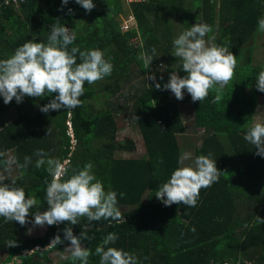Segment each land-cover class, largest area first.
I'll return each mask as SVG.
<instances>
[{"label": "trees", "instance_id": "trees-1", "mask_svg": "<svg viewBox=\"0 0 264 264\" xmlns=\"http://www.w3.org/2000/svg\"><path fill=\"white\" fill-rule=\"evenodd\" d=\"M7 1L0 0V60L10 58L26 42L47 44L50 27L59 23L75 32L69 51L73 47L99 49L113 71L94 84L85 83L81 106L71 110L40 111L56 94L24 97L19 104L13 99L7 105L0 97V119L11 108L16 111L15 118L0 127L3 183L15 181L26 198H36L30 214L44 212L48 209L45 181L50 182L51 176L46 164L35 167L36 151L42 149L46 159L69 160L64 179L91 163L92 174L105 192L117 193V207L125 222L80 218L77 225H45L41 227L44 234H37L39 226L22 227L0 217V264H13V256H23L22 264H80L71 255L60 263L51 261V253H64L70 246L64 240L66 227H72L75 236L81 235L82 247L91 250L88 264H100L95 249L109 233L118 239L105 249H122L136 256L138 264H264V157L256 155L257 149L244 139L264 99L256 88L264 60L253 62L256 42L263 33L257 29L258 20L264 18V0H148L132 6L137 27L128 32L121 29L122 0H93L95 8L90 13L75 0H69L62 11L58 10L62 0H28L18 7L6 5ZM69 9L72 15L67 14ZM179 17L185 30L196 23L211 26L212 32L204 39L215 35L213 43L236 57L235 75L221 92L219 103L212 102L218 86L195 103L186 90L184 99L178 101L170 91L155 88V83L163 88L172 72L181 78L186 75L180 59L173 56ZM138 37L144 47L137 43ZM141 53L153 57L148 69L139 59ZM147 73L156 76L155 83L145 79ZM187 104L192 106L193 127L206 132L196 145L187 136L181 107ZM128 125L141 134L145 157L117 156L120 151H136L132 139L118 141L119 131ZM190 148L194 156L181 164V156ZM199 155L216 162L219 181L200 190L195 207L165 206L155 197L156 190L177 168L187 162L194 167ZM25 157L31 158V164L26 169L18 167ZM10 158L15 163L6 171ZM27 219L32 221L33 216ZM57 234L64 242L44 251ZM8 241L18 246L7 251Z\"/></svg>", "mask_w": 264, "mask_h": 264}, {"label": "clouds", "instance_id": "clouds-1", "mask_svg": "<svg viewBox=\"0 0 264 264\" xmlns=\"http://www.w3.org/2000/svg\"><path fill=\"white\" fill-rule=\"evenodd\" d=\"M26 2L28 0H8L5 4L20 6ZM68 3L69 0H62L61 8L58 10L62 11ZM75 3L88 13L95 8L93 0H75ZM67 14L72 15V9H69ZM257 30L264 32V18L258 20ZM210 32L211 26L196 23L173 40V56L180 59L182 70L186 73L182 78L172 72L163 88L160 83H155L154 74L145 79L153 81L157 90L170 91L178 101L184 99L186 90L193 103L205 100L209 91L218 86L212 102L219 103L222 100L221 92L235 75L236 57L228 48L206 42L204 37ZM75 39L72 30L57 23L50 27L47 44L26 42L18 47L10 58L0 60V97H3L4 104H9L13 99L19 104L24 97L41 98L56 94L48 104L40 108L42 113L60 109L71 110L81 106L80 97L84 95L85 83L91 85L110 76L113 65L104 59V54L99 49L81 51L79 47H73L69 51L68 46L73 44ZM211 39L214 40V37ZM152 53L155 54V48L152 49ZM139 59L144 61L145 68L148 69L153 57L141 53ZM256 88L264 93V71L258 75ZM244 139L254 145L257 149L256 155L264 157V123H255L249 128ZM35 155L39 157L35 167L40 168L46 164V171L51 176L50 182L45 181V201L48 209L30 214V209L37 203L36 198L29 196L26 198L23 188L16 187L15 181L11 184L3 183L6 177L0 175V217H3L6 223L14 221L22 227L28 223H32L34 227L53 226L65 222L77 225L80 218H87L89 222L101 219L125 222L117 207V193L105 192L103 183L92 174L91 163L84 165L79 171L73 170L72 174L64 179L69 172V160L61 162L58 159H46L47 154L42 149L37 150ZM209 156H197L193 161L194 167L177 168L170 179L158 187L155 197L165 206L182 204L195 207L200 190L210 188L219 181L221 172L218 171L216 162ZM190 158L191 153H185L181 156L180 163L183 164ZM6 163L9 166L6 171H10L15 159L10 158ZM29 164L31 158L25 157V163L18 167L26 169ZM120 196L123 197L124 193H120ZM29 215L33 216L32 221L27 219ZM63 232L64 240L70 242V247L65 251L70 252L71 259L74 262L79 261L80 264H88V258L92 253L90 249L82 247L81 235L75 236L72 227H66ZM117 239L115 233H109L102 245L96 247L95 254L100 257V264H138L136 256L122 249L115 247L105 249V246ZM63 242L57 234L44 251L56 248ZM6 246L17 247L18 244L16 241H8ZM34 251L36 250L27 254ZM22 257L13 256V264H22Z\"/></svg>", "mask_w": 264, "mask_h": 264}, {"label": "rangeland", "instance_id": "rangeland-1", "mask_svg": "<svg viewBox=\"0 0 264 264\" xmlns=\"http://www.w3.org/2000/svg\"><path fill=\"white\" fill-rule=\"evenodd\" d=\"M123 7L125 8V10L127 9L125 3H123ZM182 20H183V17H179L175 21L176 25H177V30L175 31L177 37L179 34H181L182 32L185 31V28L181 27L183 24ZM120 21L122 23V29H123V26H125V25L130 26V28L128 30H123L126 32L131 31L133 29V27H135V25H136V20L130 21V19H128V15H126V16L122 15V17L120 18ZM192 23L195 24L194 21ZM124 29H126V27H124ZM214 37H215V35H214ZM205 41L210 43V44L213 43L212 39H205ZM137 43L141 44L144 47V40L141 37L137 38ZM263 60H264V32L262 33L260 39L256 42V49L253 51V62H254V64L261 63ZM161 68H163V70H164L165 65L162 66ZM147 76H149V73H147L145 75V77H147ZM136 81H139V78H137ZM99 99L102 100L101 103H103L105 101V99L103 97H101ZM112 101H115V98H113ZM181 107H182V112L185 115V120L187 122L186 124L188 126L187 136L191 137L190 138L191 142H193L196 145L198 142H200L202 140L203 135L206 134L205 129H203V128L195 129L193 127V125H192L193 113H192V106L191 105H188V104L187 105H181ZM15 114H16L15 108H11L2 117V119H0V127H3L9 121L14 119ZM254 121H255V123H260V122L264 121V99H262V98L260 99ZM118 134H119L118 135V141L123 142V141H125V139H132V141H134L136 143V151L135 152L120 151L117 153L118 157L141 158V157H145L147 155L146 150H145V146L143 145V138H142L141 134L139 133L138 129H136L133 125L132 126L128 125L126 129L124 128V130H120ZM127 142L128 141H125V143H127ZM186 153H191V157H193L195 150H194V148H190L189 150L186 151ZM185 166H192V165H190L189 162H187L185 164ZM124 210H127V209H124ZM36 232H37V234L38 233L44 234L42 232L41 227H39ZM9 248L10 247L7 248V251L9 250ZM69 255H71V254H70V252H67V251H65L64 253L53 252L50 254V257H51L52 263H60Z\"/></svg>", "mask_w": 264, "mask_h": 264}, {"label": "built area", "instance_id": "built-area-1", "mask_svg": "<svg viewBox=\"0 0 264 264\" xmlns=\"http://www.w3.org/2000/svg\"><path fill=\"white\" fill-rule=\"evenodd\" d=\"M14 1H27V0H14ZM144 1H146V0H125V2L128 5H132L134 3H139V2H144ZM128 19H130V21H135L134 15H128ZM124 27H126V29H124ZM129 28H130V26L125 25V26H123L122 30H128Z\"/></svg>", "mask_w": 264, "mask_h": 264}, {"label": "crops", "instance_id": "crops-1", "mask_svg": "<svg viewBox=\"0 0 264 264\" xmlns=\"http://www.w3.org/2000/svg\"><path fill=\"white\" fill-rule=\"evenodd\" d=\"M146 1H148V0H146ZM146 1H144V2H146ZM122 2L123 3H125V5H126V7H127V9L125 10V8H124V10H125V12H124V14L123 15H134L133 14V12H132V6L134 5V4H138V3H134V4H132V5H128L126 2H125V0H122ZM144 2H139V3H144ZM16 7H18V6H16ZM182 12H180V14H181ZM179 14V15H180ZM137 27V23H136V25H135V27H133V29L134 28H136ZM122 29V28H121ZM123 31V30H122ZM123 32H126V31H123ZM128 32V31H127Z\"/></svg>", "mask_w": 264, "mask_h": 264}]
</instances>
